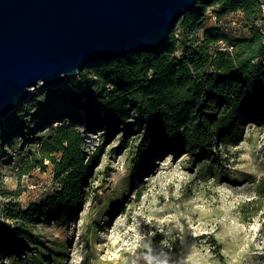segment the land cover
<instances>
[{
  "label": "rangeland",
  "instance_id": "1",
  "mask_svg": "<svg viewBox=\"0 0 264 264\" xmlns=\"http://www.w3.org/2000/svg\"><path fill=\"white\" fill-rule=\"evenodd\" d=\"M207 16L204 29L216 22L212 10ZM225 22L233 33L245 32L235 15ZM69 93L65 84L38 83L0 117V225L11 224L3 217L11 194H20L17 208L24 210L56 187L49 166L21 176L20 161L64 122H76L88 150L102 146L93 195L68 227L42 224L32 230L34 244L12 253L0 247V264H264V119L246 121L237 145L221 146L201 163L163 145L138 167L137 135L107 138L103 127L83 125L89 115L76 111Z\"/></svg>",
  "mask_w": 264,
  "mask_h": 264
},
{
  "label": "trees",
  "instance_id": "2",
  "mask_svg": "<svg viewBox=\"0 0 264 264\" xmlns=\"http://www.w3.org/2000/svg\"><path fill=\"white\" fill-rule=\"evenodd\" d=\"M208 10L216 22L204 29ZM227 15H235L245 32L238 35L230 23L221 25ZM260 22L258 0H198L156 52L101 62L78 73V80L69 79V103L89 115L83 125L103 127L107 138L117 133L125 141L130 133L137 135L138 167L163 145L173 152L183 149L191 163H201L221 146L237 145L246 121L264 119ZM101 151L102 146L88 150L76 122L59 124L40 139L37 149L21 159L19 175L49 166L56 187L24 210L17 208L20 194H11L3 209L11 224L0 225L2 251L34 244L36 226L68 227L75 220L76 210L93 195Z\"/></svg>",
  "mask_w": 264,
  "mask_h": 264
},
{
  "label": "water",
  "instance_id": "3",
  "mask_svg": "<svg viewBox=\"0 0 264 264\" xmlns=\"http://www.w3.org/2000/svg\"><path fill=\"white\" fill-rule=\"evenodd\" d=\"M198 0H0V117L30 89L90 66L153 53Z\"/></svg>",
  "mask_w": 264,
  "mask_h": 264
},
{
  "label": "built area",
  "instance_id": "4",
  "mask_svg": "<svg viewBox=\"0 0 264 264\" xmlns=\"http://www.w3.org/2000/svg\"><path fill=\"white\" fill-rule=\"evenodd\" d=\"M258 1L260 3L261 14H262V18L264 20V0H258ZM213 19L215 20V17H213ZM232 24H234V22H232ZM261 31L264 33V23H261Z\"/></svg>",
  "mask_w": 264,
  "mask_h": 264
},
{
  "label": "bare ground",
  "instance_id": "5",
  "mask_svg": "<svg viewBox=\"0 0 264 264\" xmlns=\"http://www.w3.org/2000/svg\"><path fill=\"white\" fill-rule=\"evenodd\" d=\"M30 92H31V89H30Z\"/></svg>",
  "mask_w": 264,
  "mask_h": 264
}]
</instances>
